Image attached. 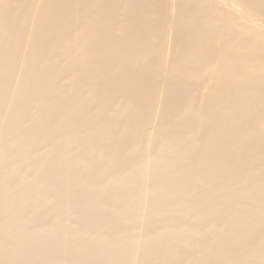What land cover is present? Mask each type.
I'll return each mask as SVG.
<instances>
[{"label":"bare ground","instance_id":"6f19581e","mask_svg":"<svg viewBox=\"0 0 264 264\" xmlns=\"http://www.w3.org/2000/svg\"><path fill=\"white\" fill-rule=\"evenodd\" d=\"M0 264H264V0H0Z\"/></svg>","mask_w":264,"mask_h":264}]
</instances>
